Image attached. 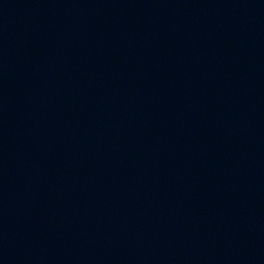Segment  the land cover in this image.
<instances>
[{
  "label": "water",
  "instance_id": "obj_1",
  "mask_svg": "<svg viewBox=\"0 0 264 264\" xmlns=\"http://www.w3.org/2000/svg\"><path fill=\"white\" fill-rule=\"evenodd\" d=\"M0 264H264V0H0Z\"/></svg>",
  "mask_w": 264,
  "mask_h": 264
}]
</instances>
